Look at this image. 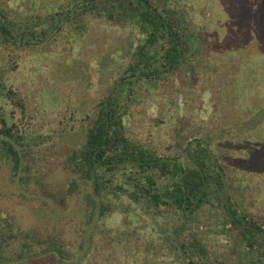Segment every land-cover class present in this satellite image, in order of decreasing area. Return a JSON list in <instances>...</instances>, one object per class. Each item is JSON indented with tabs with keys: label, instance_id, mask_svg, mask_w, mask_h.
I'll return each instance as SVG.
<instances>
[{
	"label": "rangeland",
	"instance_id": "obj_1",
	"mask_svg": "<svg viewBox=\"0 0 264 264\" xmlns=\"http://www.w3.org/2000/svg\"><path fill=\"white\" fill-rule=\"evenodd\" d=\"M67 1L6 0L13 17L37 16ZM164 2L172 8L177 6L175 11L181 25L176 29L185 53L178 69L159 77L146 69L143 76L138 70L137 76L128 77L130 68L137 62L135 52L142 36L133 24L110 17L106 12L94 14L86 32L68 43L51 39L43 46L29 48L14 45L11 39L0 40V87L13 88L31 101L23 107L0 91V112L7 125H16L18 130L24 129L29 134L49 132L54 137L44 145H35V141L41 140L34 137L21 144L20 148L28 149V161H25L32 173L28 183L13 178L12 170L0 155V214L40 233L56 229L58 235L72 243L71 250L76 255L88 248L95 234L86 264L188 262L170 252L160 240L156 245L128 248L121 240L112 242L106 234L114 227L121 232H135V229L139 235L150 232L148 238H158L137 209L107 215L106 222L97 223L94 229V224L90 226L81 219L84 200L81 193L70 195L64 161L86 139V122L76 121L77 114L90 111L110 94L126 106L124 120L128 132L151 141L164 156L180 155L177 144L184 146L196 138L213 135L211 131L224 118L239 133L247 135L252 141L250 147L232 143L233 147L239 146L232 163H247L252 167L243 172L245 183L233 189V201L241 212H247L264 227V163L259 167L264 158V0H153L154 6L163 11ZM166 45L165 40L158 41L153 49L160 54ZM239 56L244 58L250 72L246 77L254 80L244 92L222 93L217 87L218 80L215 84L199 71L200 62L205 63L207 57L223 62L235 61ZM255 58L260 62L259 67L247 64ZM155 64L160 66L159 62ZM122 173H118L119 178L123 177ZM156 175L159 183L164 184L166 179ZM199 232L198 238L201 241L203 238L205 243L209 240L211 245L210 261L234 264L236 253L229 249V246L238 249L234 240L225 235L216 236L206 224ZM162 244L164 247L160 248ZM192 247L197 252L196 240Z\"/></svg>",
	"mask_w": 264,
	"mask_h": 264
},
{
	"label": "trees",
	"instance_id": "obj_2",
	"mask_svg": "<svg viewBox=\"0 0 264 264\" xmlns=\"http://www.w3.org/2000/svg\"><path fill=\"white\" fill-rule=\"evenodd\" d=\"M164 5L163 11L154 6L153 0H68L37 16L13 17L6 0H0V40L11 39L14 45L29 48L43 46L51 39L56 43H68L86 32L94 14L106 12L110 17L116 16L133 24L142 36L135 52L137 62L130 68L128 77L137 76L138 70L143 76L145 69L159 77L178 69L185 53L176 29L181 25L175 11L177 6L172 8L167 2ZM162 40L167 45L159 54L153 47ZM242 58L239 56L235 61L221 62L207 57L206 61L210 63L206 67V61L200 62L199 71L215 84L218 80L217 87L222 93L244 92L250 89L249 83L254 80L249 79L250 72ZM251 61L247 64L259 67V60ZM156 62L160 63L159 67ZM0 91L4 97L17 101L23 107L31 102L13 88L0 87ZM125 108L118 97L110 94L90 111L75 117L76 121L86 122V139L66 157L64 166L68 171L70 195L82 194L83 223L94 224V229L99 223L106 222L104 218L107 215L116 211L130 213L137 209L158 238H148L150 232L139 235L135 229V232H121L114 227L106 234L112 242L121 240L122 245L128 248L155 244L160 240L170 252L177 253V257L188 259L187 264H230L208 259L209 240L205 243L203 238L202 241L198 238L202 225L206 224L216 236L225 235L234 240L238 249L229 246L236 253L234 264H264L263 224L247 212H241L233 201V189L237 184L245 183L243 172L252 167L247 163H232L235 151L239 150V146L233 147L232 143L250 147L251 139L239 133L238 128L224 118L211 131L213 135L196 138L184 146L177 144V149H181L180 155L168 153L164 156L151 141L141 140L128 132ZM0 120L1 158L9 165L13 178L28 183L32 179L26 162L28 149L20 148L21 144L34 137L41 140L40 143L35 141V145H44L54 137L49 132L29 134L24 129L18 130L16 125L8 126L1 112ZM263 163L264 158L259 167ZM119 172H123L122 178H119ZM156 174L166 179L164 184L159 183ZM94 235L88 248L81 255H76L71 250L72 243L58 235L56 229L40 233L0 214V264H86L95 242ZM195 240L197 252L192 247ZM85 241L86 238L83 239L84 244ZM163 247L164 244L160 245Z\"/></svg>",
	"mask_w": 264,
	"mask_h": 264
}]
</instances>
